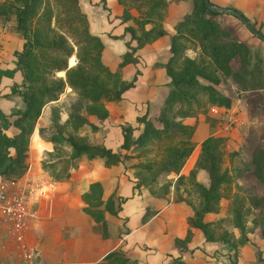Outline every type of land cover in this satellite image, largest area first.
<instances>
[{
    "label": "rangeland",
    "instance_id": "374dc122",
    "mask_svg": "<svg viewBox=\"0 0 264 264\" xmlns=\"http://www.w3.org/2000/svg\"><path fill=\"white\" fill-rule=\"evenodd\" d=\"M40 1L42 6L32 19L30 32L40 28L45 45L72 46L73 52L66 62L67 67L74 66L78 61V46L70 32L74 25V20L67 14L70 8L59 0ZM212 1L242 11L264 33V0ZM119 3L125 13L134 17L125 22L134 24L137 34L141 33L142 27L152 24L154 18L147 15L151 7L149 0H121ZM47 5L50 10L48 17L47 14L44 17L48 19H41L39 15L47 9ZM78 5L83 11L79 0ZM103 6L106 7L105 3ZM159 7L160 15L155 19L162 20L166 32L172 34L177 22L185 14L192 13L194 0H166V5ZM208 15L229 32L228 36L222 35L214 42L243 41L249 48L248 55H243L244 59L237 54L229 61L231 69L238 72V81L232 74L220 70L221 80L216 84L219 90L233 98V106H210L208 116L197 115L194 131L169 136L163 133L155 139H138L145 122L136 119L132 125L133 141L124 149L119 146L123 138L122 127L130 124L119 123V127H115L117 119L101 118L88 110V105L90 109L96 107L99 111L108 107L115 109L116 100L103 98L98 103L84 102L77 91L65 82L58 98L47 102L36 120L29 137L28 168L38 170L41 162L55 159L58 150L53 142L40 136L39 129H50L52 112L56 113V110L58 120L65 122L67 110L78 104H81L79 109L90 123L82 124L79 132L86 133L90 142L103 143L121 151L123 160L105 166L100 157L89 159L82 155L68 180L55 181L53 201L43 204L40 220L26 234L24 242L26 247H32L33 255L25 258L18 242L0 234V264H88L101 261L107 252L117 248L127 255L131 264H264V95L254 92L260 85L264 86V41L234 15L220 12ZM45 33L46 39L43 37ZM167 35L163 39H167ZM178 42L185 49L180 51L181 54L179 52L180 62H174L176 69L184 63L186 55L195 56L197 60L208 57L192 34H185ZM36 49L39 51L38 47ZM243 53L247 52L242 50ZM42 55V52L38 54L39 59ZM50 73V78L57 76L65 79V69L51 70ZM105 79L107 88L116 83L115 76H105ZM244 92L247 95L241 96ZM53 104L55 110H51ZM196 105L195 102L177 103L173 108L174 118L191 122L195 119L191 111ZM224 111H233L237 118L230 130L222 127L220 116ZM159 112L160 109L150 114L146 112L147 118L156 127L163 126L158 119ZM167 115L171 117V114ZM63 124L64 129L72 130L68 123ZM148 127L146 124L145 130ZM210 134L225 137L216 140V150L221 157V168L227 171L229 177L227 182L219 185L216 208L204 215V220L210 221L215 232L217 238L214 240H207L196 227H191L190 236L186 237V218L202 203L198 179L205 178L204 172L198 170L197 173L194 166L200 156L201 142ZM55 146L65 148L59 143ZM188 146L193 147L188 156L173 158L178 147ZM178 163L181 164L178 171L170 170ZM198 163L203 164L201 156ZM96 179L103 181L104 199L111 192L121 197L116 198L121 201L118 213H106L107 230L103 233L100 232V225L81 209L83 192L89 182ZM238 221L243 223V229Z\"/></svg>",
    "mask_w": 264,
    "mask_h": 264
},
{
    "label": "trees",
    "instance_id": "16d2710c",
    "mask_svg": "<svg viewBox=\"0 0 264 264\" xmlns=\"http://www.w3.org/2000/svg\"><path fill=\"white\" fill-rule=\"evenodd\" d=\"M59 1L70 8L67 14H70L71 19L74 20V25L70 32L78 46L76 53L78 61L71 67H67L66 59L73 52L72 46L45 45L42 42L40 28L30 32L32 19L40 6H42L40 0L0 1V14L5 17L10 14L14 15V27L24 39L22 49L14 52L16 66L22 71V80L13 85V90L18 91L25 101V108L16 111V116L13 120V125L16 127V132L11 137L14 153L8 156L7 163L0 168L1 177L15 178L26 171L29 157V137L34 130L36 120L41 114L42 107L47 102L58 98V94L63 91L65 82L73 90L77 91L84 102L98 103L103 98L118 100L124 90L134 85L140 72L137 70L130 79H125L122 77L120 68L126 63L138 60V56L135 53L138 47L166 33L162 20L155 19L156 16L160 15L159 5L164 7L166 0H149L151 7L148 8L147 15L154 18L152 24L149 27H142L140 34H137V29L132 23H128L124 27V31L129 35L126 43L127 49L122 54L118 66L112 70L102 57L103 42L98 34L90 31L88 18L86 13L80 10L78 0ZM118 1L120 2L121 0ZM48 5L47 9L39 15L41 19H48L44 17L46 14L48 17L50 10ZM125 12L123 11L121 14L123 21L129 20L131 17L129 13ZM239 12L248 20L242 11L239 10ZM214 13L217 12L207 8L203 0H194L192 13L185 14L184 18L177 22L175 32L170 35L171 55L164 64L170 76L172 87L168 91L158 115V119L163 122V126L156 127L155 123L147 118L146 113L137 117L138 120H144L145 122L143 131L139 132V136H137L138 139L140 137V140L144 138L155 139L163 133L165 136H169L175 135V133H183V131L192 132L197 124V115L202 113L208 116L210 106L224 108L233 106V98L219 90L216 84L221 80L220 70L226 74H232L238 81L239 77L236 76L238 72L231 69L229 61L237 54L244 59V56L248 55L249 48L243 41L214 42L213 40L222 35H229V32L214 17L208 15ZM131 18L134 17L132 16ZM252 25L255 27L253 23ZM257 29L260 31L259 28ZM43 30L45 31V29ZM185 34H192L196 37L208 57H200L197 60L195 56L186 55L183 60L184 63L180 68L176 69L174 62H178L181 59L180 54L185 49V46L178 42V39L184 37ZM43 37L46 39L47 34L45 33ZM37 47L39 51L36 49ZM242 50L247 53L242 54ZM40 52L43 53L42 59H39L38 56ZM242 63H244L243 60ZM58 69H65V79L57 76L54 78L49 77L51 70ZM105 76H115L116 83L112 88H107L105 83L107 78L105 79ZM262 86L260 85L259 87ZM192 102L197 104L194 110L191 111V115H194L195 119L189 123L176 120L173 116L175 114L173 108L176 104ZM88 106L89 111L99 114L101 118L109 114L107 108L99 111L96 107L90 109L91 106ZM50 107L51 110H55L56 106L53 104ZM80 107L81 104H78L72 110L68 109L65 122L58 120L57 110L56 113L52 112L53 123L50 127L51 131L43 127L39 129L40 136L53 142L54 148L58 150V155L55 159L41 162L40 165L41 169L54 181L68 180L72 169L78 167V159L82 155L89 159L100 157L105 166L115 165L123 160L124 155L121 151L103 143L90 142L86 133L79 132V127L82 124H90L84 113L80 111ZM167 114H171V117H168ZM180 116L183 117L182 114ZM63 123H68V125L72 126V130L64 129ZM146 124L150 128L148 127L145 130ZM133 131L134 127L132 125L122 127L123 138L119 145L121 148L126 149L131 145ZM223 138H225L223 135L213 137L210 134L201 142L200 156L204 165L198 163L200 160L199 156L194 168L197 173L199 172L198 170H202L205 176V181L198 179L202 203L199 208L194 209L192 215L186 218L188 225L186 237L190 236V228L196 227L202 231L207 240L217 238L213 228L210 226V221L204 220V215L216 208L220 195L219 185L229 180L227 171L221 168V157L216 150L218 143L216 140ZM56 143L62 144L65 148L61 149L55 146ZM192 149V146L186 148L178 147L174 152L173 158L183 159L191 153ZM180 166L181 164L178 163L170 170L178 171ZM196 171L194 172L196 173ZM117 197L119 196L111 192L104 199L103 186L98 179L90 181L87 189L83 192L82 199L84 204L81 209L100 225L102 228L100 232L102 233L107 230L106 213L116 215L121 208V201L117 200ZM119 198L121 199V197ZM145 220L146 218L143 217V221ZM237 223L241 229L244 228L242 222L238 221ZM113 261H116L115 264H131V260L127 258V255L122 254L119 248L107 252L101 261L88 264H112Z\"/></svg>",
    "mask_w": 264,
    "mask_h": 264
},
{
    "label": "crops",
    "instance_id": "0c3cea01",
    "mask_svg": "<svg viewBox=\"0 0 264 264\" xmlns=\"http://www.w3.org/2000/svg\"><path fill=\"white\" fill-rule=\"evenodd\" d=\"M79 1L82 10L87 14L90 31L98 34L103 42V59L114 70L127 49L126 43L129 39L128 33L124 31V27L128 23L122 21L121 18L123 8L118 0ZM103 3L106 5L105 8ZM166 34H168L167 39H163ZM170 35L169 32H166L138 47L135 52L138 60L126 63L120 68L122 77L125 79H130L137 70L140 72L134 85L124 90L121 98L116 100V108L108 107L107 117L117 119L115 127H119V123L125 122L133 125L137 116L146 112L150 114L151 111L159 110L163 105L164 99L172 87L170 76L164 66L171 55ZM23 41V37L14 27V15L10 14L5 17L0 14V168L7 163L8 156L14 153L11 137L16 132V127L13 125L16 111L25 108L22 95L13 90V85L22 80V71L16 66L14 52L22 49ZM254 92L257 95H264V86L256 88ZM244 95L247 94L241 93V96ZM38 170L47 175L41 166ZM199 179L205 181V178ZM101 182L103 181L101 180ZM53 199L50 202L42 203L40 217L35 224L41 218L43 204L51 203Z\"/></svg>",
    "mask_w": 264,
    "mask_h": 264
},
{
    "label": "built area",
    "instance_id": "2783aa9c",
    "mask_svg": "<svg viewBox=\"0 0 264 264\" xmlns=\"http://www.w3.org/2000/svg\"><path fill=\"white\" fill-rule=\"evenodd\" d=\"M220 118L224 130L237 120L233 111L222 112ZM55 193V182L41 170L28 168L18 177L0 179V234L18 242L25 258L34 253L25 245L26 234L39 219L42 203L50 202Z\"/></svg>",
    "mask_w": 264,
    "mask_h": 264
},
{
    "label": "water",
    "instance_id": "95a60500",
    "mask_svg": "<svg viewBox=\"0 0 264 264\" xmlns=\"http://www.w3.org/2000/svg\"><path fill=\"white\" fill-rule=\"evenodd\" d=\"M204 4L206 5L207 8L214 12H220V13H228L231 15H234L237 17L247 29H249L254 35L259 37L261 40L264 41V33L259 31L256 27L252 25L250 21H248L240 12L238 9L228 6V5H221L218 3H215L211 0H203Z\"/></svg>",
    "mask_w": 264,
    "mask_h": 264
}]
</instances>
